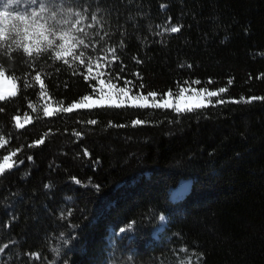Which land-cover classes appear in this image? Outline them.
I'll return each mask as SVG.
<instances>
[{
    "label": "trees",
    "instance_id": "obj_1",
    "mask_svg": "<svg viewBox=\"0 0 264 264\" xmlns=\"http://www.w3.org/2000/svg\"><path fill=\"white\" fill-rule=\"evenodd\" d=\"M56 11L87 33L84 63L0 57L17 84L0 101V160L23 161L0 176V264H264V0H57ZM126 82L157 100L180 88L218 95L183 113L60 111ZM182 178L188 190L173 199Z\"/></svg>",
    "mask_w": 264,
    "mask_h": 264
},
{
    "label": "snow or ice",
    "instance_id": "obj_2",
    "mask_svg": "<svg viewBox=\"0 0 264 264\" xmlns=\"http://www.w3.org/2000/svg\"><path fill=\"white\" fill-rule=\"evenodd\" d=\"M70 2V0H68ZM65 0H60V4L63 5ZM57 0H0V57L8 56L11 60L12 53L22 51L23 54L28 58H34L32 60L33 66L35 60H38L41 56L50 53V58L54 61H63L65 64L68 63L67 57L71 56L74 60L81 61L84 63L87 59L85 49L90 47L89 44L85 42L84 37L87 36L86 32H81L79 28L75 25H68V21L64 20L61 24L60 20L57 19L58 13L56 11ZM162 7H164L162 5ZM79 17L80 13H76ZM96 20V17H92ZM77 24L80 23L78 19ZM75 29V31H74ZM170 32L175 33L180 31L178 26H171L168 29ZM77 33H80L79 35ZM83 46L82 48L79 46ZM115 55V52H112ZM99 67V65H97ZM92 66L89 61L88 72L91 73ZM7 69L3 66L2 59H0V101H5L7 98L15 97L17 95V84L16 78L10 75H6ZM86 81H89V76L85 75L83 77ZM34 81L40 84L41 96L44 95V84L41 80V75L39 72L33 77ZM92 79H97L93 76ZM103 84V81H100ZM127 83L125 87L119 88L115 93L114 97H105L104 89L101 87L100 97L98 100H91L89 95H84L80 103H72L67 107L60 109L65 113H71L74 109L80 108H92V107H102L105 104L108 107L121 108L125 105L135 108H174L177 113H183L185 111L192 112L194 110L206 107L203 100L198 101L192 105L181 106L179 100L176 103H172L170 100H166L160 97L157 100V93L154 91L148 92L146 96L144 95H129L131 89L127 88ZM187 83V81H185ZM193 83H200L199 81H194ZM231 83V81H229ZM28 85L26 84L25 87ZM111 88H115L114 84H109ZM142 88L143 85H140ZM186 89L180 88L179 99L184 98V93ZM225 88H220L219 92H225ZM206 89L201 88L199 91H195L194 95L197 97H203ZM167 95H171L168 93ZM217 92H207V97H216ZM149 97L152 98L149 101ZM218 103L222 101H217ZM29 107H33L31 104ZM3 111V109H0ZM33 111L36 109L33 107ZM43 115L50 117L53 115V111L49 110L48 107L44 108ZM27 120V117H25ZM15 120V127L22 128L24 125L21 123L20 118L13 117ZM89 124H95V120L88 121ZM133 125L140 124L142 121L134 120ZM78 135V134H77ZM42 140H37L36 143H42ZM5 145V137L0 135V148ZM85 155L88 153L85 152ZM16 155L15 151L9 152L8 155L3 156V161L0 162V176L4 175L7 170L16 167V163L12 161V157ZM28 160H32L29 156ZM23 163V161H20ZM79 183V181H77ZM50 185H45V188H49ZM160 220H164L165 217L162 215L159 217ZM132 225H128V229H131ZM127 229L121 228L120 232L123 233ZM68 241L65 240V243ZM181 264H189V262H181Z\"/></svg>",
    "mask_w": 264,
    "mask_h": 264
},
{
    "label": "rangeland",
    "instance_id": "obj_3",
    "mask_svg": "<svg viewBox=\"0 0 264 264\" xmlns=\"http://www.w3.org/2000/svg\"><path fill=\"white\" fill-rule=\"evenodd\" d=\"M194 92H195V90H193L192 93H186L185 92L183 99H179V94L176 95V96H168L167 95V96H165L163 98L166 99V100H170L172 103H176L179 100V103L181 104V106L192 105V104L197 103L200 100H203V102L205 104L207 103L208 98H209V97H207V92L204 93L203 97L195 96ZM104 95H105L106 98L109 97V96H112L113 98H115L114 97V93H112V92L104 93ZM90 97H91V100H98L100 95H91ZM75 103L79 104L80 100L78 102H75ZM45 107H48L49 110H51V111L54 110V106L51 103H49V102H46ZM20 120H21V123L26 121V119H20ZM2 161H3V158L0 160V162H2ZM12 161H14V160L12 159ZM187 179L188 178H182V179H180L181 181H179V183L180 182H187L188 181ZM188 183H189V181H188ZM178 184L176 185V187L178 186ZM176 187L173 186V188L172 187L170 188V195L171 196H172L173 189L176 188ZM162 215L165 217V219L164 220H160L158 218V223H157V225L154 227V229L152 231V235H153L154 238H158V232L161 231L163 229V227L165 226V223H166V220H167V216H165L164 214H161V215H159V217L162 216ZM182 261L183 262H189V264H196V260L194 259V257H191V256L182 257L181 259H179L178 264H181Z\"/></svg>",
    "mask_w": 264,
    "mask_h": 264
},
{
    "label": "bare ground",
    "instance_id": "obj_4",
    "mask_svg": "<svg viewBox=\"0 0 264 264\" xmlns=\"http://www.w3.org/2000/svg\"><path fill=\"white\" fill-rule=\"evenodd\" d=\"M189 183L187 182H180L176 188L173 189L172 192V198L176 199L185 194V192L188 190Z\"/></svg>",
    "mask_w": 264,
    "mask_h": 264
},
{
    "label": "water",
    "instance_id": "obj_5",
    "mask_svg": "<svg viewBox=\"0 0 264 264\" xmlns=\"http://www.w3.org/2000/svg\"><path fill=\"white\" fill-rule=\"evenodd\" d=\"M21 161H22V160H21ZM21 164H22V163H20V161H18V162L16 163L17 166H19V165H21ZM17 166H16V167H17ZM14 168H15V167H14Z\"/></svg>",
    "mask_w": 264,
    "mask_h": 264
}]
</instances>
